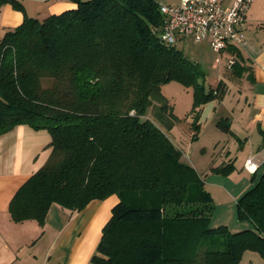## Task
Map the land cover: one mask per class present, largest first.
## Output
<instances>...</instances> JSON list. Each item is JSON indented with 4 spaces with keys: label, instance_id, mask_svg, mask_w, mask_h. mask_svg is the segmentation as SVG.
Here are the masks:
<instances>
[{
    "label": "trees",
    "instance_id": "16d2710c",
    "mask_svg": "<svg viewBox=\"0 0 264 264\" xmlns=\"http://www.w3.org/2000/svg\"><path fill=\"white\" fill-rule=\"evenodd\" d=\"M72 1L42 19L24 14L0 39V136L23 124L51 136L48 158L9 202L11 219L43 224L53 203L74 212L115 194L93 264H238L246 250L264 259V173L236 202L251 227L209 228V192L161 128L177 120L166 82L192 88V139L202 105L222 90H205L198 63L162 40L160 2ZM149 107L153 120L142 118ZM221 236L225 247L210 248ZM201 238L210 246L197 248Z\"/></svg>",
    "mask_w": 264,
    "mask_h": 264
},
{
    "label": "crops",
    "instance_id": "0c3cea01",
    "mask_svg": "<svg viewBox=\"0 0 264 264\" xmlns=\"http://www.w3.org/2000/svg\"><path fill=\"white\" fill-rule=\"evenodd\" d=\"M16 1L18 6L10 0L0 3V39L22 22L24 14L28 15L21 1ZM36 1L43 2L41 9L45 15L42 18L76 7L72 0ZM233 1L222 0L225 5ZM244 32L245 38L235 49L239 52L237 62L233 69L225 67V72L226 77L232 81L246 82L251 88L248 92L241 93L237 109L226 107L224 112L227 113L224 124L229 127L226 132H230L231 134L227 133L229 136H234L240 141L243 155L238 160H233L230 157L232 152L228 149V161L224 163L232 164L231 171L224 175L208 172V184L217 186L222 196L229 197L227 202L220 203L222 207L228 204L234 206L238 198L264 173V163L253 173L244 167L249 156L264 151V0L251 2ZM205 108L209 109L204 120H197L198 130L203 121L208 124H212L214 120L220 122V119H217L219 114L214 109V101L206 103ZM179 123L180 121L176 120L169 129L161 127L178 149L180 147L168 134ZM189 132L192 138L195 131L191 125ZM250 136H253L254 140H251ZM242 137L244 141L241 140ZM246 139L248 142H245ZM50 140L51 136L47 130H35L26 124L18 125L0 136V264H93L91 257L96 251L102 228L111 216L112 207L119 201L118 196L113 194L102 200L93 199L82 210L74 212L53 203L43 224L35 219L13 221L8 210L9 202L19 186L48 158L51 150L48 146ZM183 160L194 168L197 167L194 160ZM222 165H212L211 169ZM217 210L215 205L213 215L218 214ZM238 225L242 227V223L238 222Z\"/></svg>",
    "mask_w": 264,
    "mask_h": 264
},
{
    "label": "rangeland",
    "instance_id": "374dc122",
    "mask_svg": "<svg viewBox=\"0 0 264 264\" xmlns=\"http://www.w3.org/2000/svg\"><path fill=\"white\" fill-rule=\"evenodd\" d=\"M20 1L27 9L29 16L42 18L45 15L41 9V7H43V2H38L36 0ZM158 1L164 4L178 2V0ZM177 47L181 49L190 60L198 63L199 67L203 71L202 82L205 90L208 91L210 89H217L218 86L221 85L219 90H222L220 92L221 94L219 96H215L202 105L197 120L199 121L205 119L204 117L206 116V111L209 108L204 109V106L206 103L214 101V109L217 114H219L217 119H220V124H224L227 118V113H224L225 108H236L238 99L241 98V93L243 94L244 91L248 92L251 88L250 84L242 81L240 83L238 81L234 82L232 79L226 77L225 59L223 58L220 63H216L217 54L210 47L208 40L196 42L193 37L188 36L179 41L177 43ZM161 92L166 101L172 105L173 113L177 120L180 121L179 125L173 127V129L169 131L168 135L180 147L182 151V159H186L187 161L194 160L197 163V167H195L196 171L200 175L204 189L209 192L211 203L214 206L208 227L217 229L220 226L225 225L231 232L241 230L244 226L250 227V222H248V220H240L238 218L236 202L234 206L232 204L224 205L223 207L220 206V203L227 202L229 197L222 196L220 194L221 190H218L219 188L217 186L208 184V172L211 173V166L225 164L224 161H228L226 158L228 149L232 152L230 157L233 160H238L242 157L243 149L240 145V141L234 136H229L227 133L230 132H226V130H224L223 127L215 120L212 124H208L203 121L204 123H202V127L197 131L198 137L196 139H192L189 132L190 125L192 126L193 121L190 114L193 102L192 88L185 87L177 81H169L162 85ZM144 117H148L153 120L151 107L147 108L142 118ZM229 117L231 118L230 115ZM249 138L254 140L253 136H250ZM241 140L244 141V137H242ZM245 142H248V140L246 139ZM215 174L217 173L215 172ZM219 174L224 175L222 173ZM222 189L224 190L225 188ZM215 205H217L218 214L213 215ZM238 222L242 223V227L238 225ZM211 234L214 236L218 233L213 230ZM224 239L225 238L221 236L220 240H218V242L211 247L207 240L204 241L201 238L200 240L202 241L198 242L197 248L199 247L200 249L210 246V248L222 249L225 247V243L223 242ZM239 264H264V259H262L256 251L247 250L240 258Z\"/></svg>",
    "mask_w": 264,
    "mask_h": 264
},
{
    "label": "built area",
    "instance_id": "2783aa9c",
    "mask_svg": "<svg viewBox=\"0 0 264 264\" xmlns=\"http://www.w3.org/2000/svg\"><path fill=\"white\" fill-rule=\"evenodd\" d=\"M253 0H234L225 5L222 0H179L177 4L159 3L164 20L162 40L177 45L191 36L196 42L208 40L217 54L216 63L225 59V67L231 69L237 62L236 48L245 38L244 26L247 11ZM264 163V151L249 156L244 163L253 173Z\"/></svg>",
    "mask_w": 264,
    "mask_h": 264
}]
</instances>
